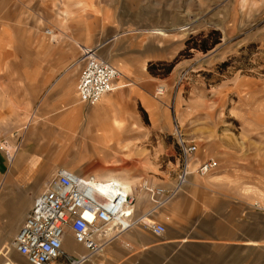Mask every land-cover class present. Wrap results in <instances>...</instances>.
Segmentation results:
<instances>
[{"label": "crops", "instance_id": "0c3cea01", "mask_svg": "<svg viewBox=\"0 0 264 264\" xmlns=\"http://www.w3.org/2000/svg\"><path fill=\"white\" fill-rule=\"evenodd\" d=\"M104 20L88 17L56 24L50 30L55 43L26 27L8 41L6 26L0 29V71L6 64V72H0V142L14 149L6 152L9 162L0 151V240L6 241V232L18 234L45 182L67 170L122 183L134 197L133 219L165 229L155 235L139 222L84 264H264V214L252 210L249 194L195 174L177 186L175 176L165 186L148 183L174 191L157 207L142 186L135 188L134 181L115 171L122 165L124 147L134 140V129L155 134L168 124L159 126L155 120L163 111L153 95L161 79L148 71L154 51L148 52L145 42L137 49L120 46L132 31H113ZM152 33L165 35L161 30ZM113 40V60L100 58L98 51ZM83 48L96 49L100 59L122 74L117 88L94 106L80 102L76 89ZM7 246L3 244L0 256L6 255ZM63 249L72 256L87 254L70 231L63 237ZM52 264L66 262L59 258Z\"/></svg>", "mask_w": 264, "mask_h": 264}, {"label": "rangeland", "instance_id": "374dc122", "mask_svg": "<svg viewBox=\"0 0 264 264\" xmlns=\"http://www.w3.org/2000/svg\"><path fill=\"white\" fill-rule=\"evenodd\" d=\"M0 10H6L0 29L6 26L8 41L22 35V27L47 39L44 32L56 24L101 17L113 31L133 32L120 46L137 49L145 42L148 52L154 51L148 71L161 81L153 95L163 90L155 97L163 111L155 120L168 128L155 134L134 129L115 170L120 177L134 181L135 188L144 182L165 186L177 177L176 123L182 138L196 146L194 157L218 163L205 179L264 204V0H0ZM115 42L98 51L100 58L113 60ZM140 115L149 124L147 115ZM16 233L6 232L0 249L8 245L6 256L21 262L13 249Z\"/></svg>", "mask_w": 264, "mask_h": 264}, {"label": "built area", "instance_id": "2783aa9c", "mask_svg": "<svg viewBox=\"0 0 264 264\" xmlns=\"http://www.w3.org/2000/svg\"><path fill=\"white\" fill-rule=\"evenodd\" d=\"M46 34L50 32L47 30ZM78 62L83 64L76 86L80 102L94 106L117 88L121 73L100 59L96 49L81 50ZM156 95H163V90L158 89ZM175 134L180 161L177 186L185 184L190 174L205 177L216 171L218 163L214 160L196 163V146L182 138L176 123ZM4 144L0 145V151L9 162ZM142 188L157 207L166 204L174 193L151 187L147 182ZM253 207L264 214V204L255 202ZM133 214V194L120 182L58 170L35 198L15 237L13 249L23 261L4 255L1 264H52L59 258L66 264H84L100 256L113 241L139 222L152 234L164 233L162 225L144 219L134 220ZM68 231L74 242L87 251L85 256H72L64 251L63 237Z\"/></svg>", "mask_w": 264, "mask_h": 264}, {"label": "bare ground", "instance_id": "6f19581e", "mask_svg": "<svg viewBox=\"0 0 264 264\" xmlns=\"http://www.w3.org/2000/svg\"><path fill=\"white\" fill-rule=\"evenodd\" d=\"M49 32H50V34L48 35V34H46V35H48L49 36V40H50V42H52V43H55V42H57L58 40H57V37L53 34V32L52 31H50V30H48ZM85 49H87V48H83V49H81V50H85ZM121 76H122V74H121ZM122 78V77H121ZM120 78V79H121ZM3 150H4V152L6 153H8V154H11V153H13L14 152V149H12L11 147H8V146H6V144L3 146ZM206 177V176H205ZM118 182V181H117ZM122 184V183H121Z\"/></svg>", "mask_w": 264, "mask_h": 264}, {"label": "trees", "instance_id": "16d2710c", "mask_svg": "<svg viewBox=\"0 0 264 264\" xmlns=\"http://www.w3.org/2000/svg\"><path fill=\"white\" fill-rule=\"evenodd\" d=\"M150 70V69H149Z\"/></svg>", "mask_w": 264, "mask_h": 264}]
</instances>
